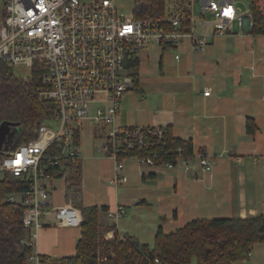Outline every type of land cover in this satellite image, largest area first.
Here are the masks:
<instances>
[{
    "label": "built area",
    "instance_id": "2783aa9c",
    "mask_svg": "<svg viewBox=\"0 0 264 264\" xmlns=\"http://www.w3.org/2000/svg\"><path fill=\"white\" fill-rule=\"evenodd\" d=\"M164 3L163 15L149 20L136 17L134 11L119 13L115 0H0V58L28 77L34 62L41 65L37 94L55 105L53 117L37 127L35 137L4 152L0 161V176L9 173L30 182L27 190L8 197L23 208L21 223L31 248L29 264H40L37 243L49 204V187L43 181L64 178L68 164L78 165L79 135L85 124L102 142L100 150L114 161L113 186L128 181L123 174L127 159L145 170L180 166L189 172L194 165L201 172L211 170V156L204 150L184 155L177 147V152L168 154L165 125L116 124L121 98L133 85L127 63L136 59L140 49L151 44L176 47L188 40L192 51L201 52L209 37L224 36L233 23L243 28L244 14L234 0ZM195 3H200L198 16ZM207 13L213 15L211 22L203 21ZM247 25L253 26L250 13ZM209 94L210 89L204 88L203 95ZM124 214L118 204L108 211L115 221ZM52 215L60 226L78 227L83 221L79 208L72 204L56 207ZM158 263L155 258L151 264Z\"/></svg>",
    "mask_w": 264,
    "mask_h": 264
},
{
    "label": "crops",
    "instance_id": "0c3cea01",
    "mask_svg": "<svg viewBox=\"0 0 264 264\" xmlns=\"http://www.w3.org/2000/svg\"><path fill=\"white\" fill-rule=\"evenodd\" d=\"M234 24L224 36L209 37L204 51H192L188 40L176 46L175 53L180 56L175 59L174 53L171 66L174 74L168 90L154 102L144 97L146 92L142 90L137 95L143 113L122 119L124 125L117 123L120 106L116 116L119 126L169 127L174 137L190 140L194 151L208 152L211 170L201 172L197 165L189 172L141 169V175L138 172L141 185L148 186L149 191L140 196L126 194L122 201L116 195L117 190L129 185L113 186L109 178L107 189L111 199L104 205L107 211L99 215L100 226L108 224L102 215L109 219L108 211L121 205L125 214L118 218V232L151 246L159 226L169 233L196 218H247L264 214V34H253L248 25L246 30L244 25L240 30ZM204 88L210 89L209 95H203ZM248 121L254 125L251 133L246 131ZM99 151L106 154L100 148ZM78 167L81 173V161ZM126 173L133 174L125 166L123 174ZM53 180L43 181L49 187V204L42 216L37 249L39 254L50 257L70 256L74 254L80 227L55 225L52 210L65 204L77 208L81 203L89 204L83 202L77 191L79 185L77 192L66 191L62 204H54L50 194ZM163 180L173 184L172 198L167 201L156 191L157 183ZM131 206L135 212L146 213L145 219L131 217L136 227L125 219ZM112 236V231L105 233V238ZM232 264H264V242L256 243L247 258Z\"/></svg>",
    "mask_w": 264,
    "mask_h": 264
},
{
    "label": "trees",
    "instance_id": "16d2710c",
    "mask_svg": "<svg viewBox=\"0 0 264 264\" xmlns=\"http://www.w3.org/2000/svg\"><path fill=\"white\" fill-rule=\"evenodd\" d=\"M260 1L249 2L253 34H264L263 3ZM164 2L134 0L135 15L149 20L160 18L164 13ZM136 64L137 60L132 58L127 67L133 76L132 89L139 92L142 90L138 86ZM42 71V66L34 62L31 75L24 79L0 58V125L7 122L19 128L10 143L0 150V161L4 152L34 138L37 127L53 117L55 105L41 100L36 91ZM253 130V123L248 121L246 131L251 133ZM166 142L164 150L168 154L177 152V147L180 154L191 155L193 152L190 140L174 137L169 127ZM77 167L68 164L66 168L75 170ZM29 186L30 182L9 173L0 176V264H29L27 257L31 248L25 242L27 235L21 223L23 208L8 200L9 195L22 193ZM78 208L83 221L74 254L64 257L40 254V264H151L155 258H158V264H192L193 259L195 264H232L247 258L256 243L264 242V214L247 218H196L169 233L159 226L149 246L120 234L116 223L100 226L99 215L107 211V206L79 205ZM109 231L113 236L105 238Z\"/></svg>",
    "mask_w": 264,
    "mask_h": 264
},
{
    "label": "rangeland",
    "instance_id": "374dc122",
    "mask_svg": "<svg viewBox=\"0 0 264 264\" xmlns=\"http://www.w3.org/2000/svg\"><path fill=\"white\" fill-rule=\"evenodd\" d=\"M238 3V7L240 8L242 14H246L249 12V2L250 0H236ZM115 5L119 11L124 15H129L134 11L135 3L134 0H115ZM200 13V3L194 4V14L198 16ZM213 20V15L211 13L205 14L203 17L204 22H211ZM238 29L239 27L234 24ZM243 25L247 28V18L244 17ZM209 30V27H207ZM179 46V45H178ZM177 46V47H178ZM177 47H167L162 49L157 45H148L144 48L140 49L136 54L137 64L136 71L138 73V86L146 92L145 95L149 101H155L156 98L160 95H163L164 92L168 90L169 80L173 76L174 72L172 71L171 66H173V56L174 53L178 50ZM180 50V48H178ZM206 47L204 48V50ZM203 50V51H204ZM181 51V50H180ZM175 55H179V53H175ZM14 73L17 76H20L24 79H28V75L18 69L14 68ZM141 93V91H136V89H132L123 94L121 103H120V111H119V120L117 123L121 124L122 119L126 117H132L135 115L142 114L140 111L141 104H139V98L137 94ZM159 96V97H160ZM144 98V99H146ZM157 101V100H156ZM153 107H147V109ZM149 112V111H145ZM121 121V122H120ZM123 124V123H122ZM130 124V123H128ZM124 125V124H123ZM19 131V128L16 126L9 127L10 138L12 139L14 135ZM80 137V147H81V173L78 171L79 167L75 170L73 168L69 169L66 173V177H58L52 178L54 187L50 188V194L52 198V202L54 204H62L66 191L70 190L73 192H79L83 196V202L86 204L95 205L101 207L105 204H108L111 197L108 194V181L109 178H112L114 161L110 157L107 158V154H101L99 151L100 142L98 139L92 137V128L90 125L85 124L81 130ZM135 161L132 159H127L125 161L126 169H131L133 174H127V178L129 181L124 183V185H129L127 187H119L117 190V197L119 201H122L126 198V194L129 196H140L141 194H145L148 190L147 187H143L141 182H143L140 178L141 167L135 165ZM137 167V168H136ZM138 169V170H137ZM175 169H181V167H176ZM77 170V171H76ZM139 172V174H138ZM111 173V176H110ZM139 175V176H138ZM65 178H68L65 180ZM80 179V180H78ZM81 181V185H80ZM79 185V189L77 191L76 188ZM122 185V184H120ZM119 185V186H120ZM158 193L160 197L167 201L172 198L173 192V184L168 180H163L157 183ZM68 188V189H67ZM66 189V190H64ZM150 193L153 194L151 191ZM174 198V197H173ZM164 200L162 202H164ZM147 203L152 204V200H147ZM154 204V203H153ZM79 205H82L79 204ZM77 205V206H79ZM155 205V204H154ZM134 206L128 208L127 216L125 219H129V224L132 227H136L135 222L132 221V216L143 217L145 219L146 213L135 212L132 210ZM134 211V212H133ZM152 211V210H151ZM101 215V213H100ZM102 217L107 221L108 224L119 222L113 219H107L102 215ZM105 222V221H104ZM122 224V221H121ZM193 262L195 260L193 259Z\"/></svg>",
    "mask_w": 264,
    "mask_h": 264
},
{
    "label": "water",
    "instance_id": "95a60500",
    "mask_svg": "<svg viewBox=\"0 0 264 264\" xmlns=\"http://www.w3.org/2000/svg\"><path fill=\"white\" fill-rule=\"evenodd\" d=\"M11 125L7 122H3L0 125V150L3 149V145H6L8 139H10L9 127Z\"/></svg>",
    "mask_w": 264,
    "mask_h": 264
}]
</instances>
